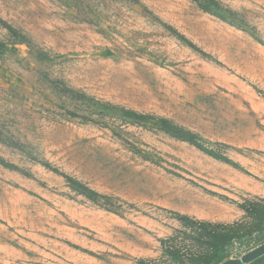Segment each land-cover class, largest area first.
I'll use <instances>...</instances> for the list:
<instances>
[{
	"label": "rangeland",
	"instance_id": "obj_1",
	"mask_svg": "<svg viewBox=\"0 0 264 264\" xmlns=\"http://www.w3.org/2000/svg\"><path fill=\"white\" fill-rule=\"evenodd\" d=\"M209 1L0 0V264L264 253V0Z\"/></svg>",
	"mask_w": 264,
	"mask_h": 264
},
{
	"label": "trees",
	"instance_id": "obj_2",
	"mask_svg": "<svg viewBox=\"0 0 264 264\" xmlns=\"http://www.w3.org/2000/svg\"><path fill=\"white\" fill-rule=\"evenodd\" d=\"M208 3H209L208 5H213V7H216L217 5V4L216 5L213 4L214 3L213 0L209 1ZM243 209L246 211L247 214H249L250 212L249 208L243 207ZM179 219H180L179 220L180 223H182V220H184V222L189 223V227L193 226L196 230L200 231V233L197 234V236L199 237L198 242L204 241L203 238L201 237L202 233L207 232L209 230H211L210 232H214V234L210 235V239L213 241H218L220 238L218 237L217 234H226L230 230H234L236 227L239 226V224H218V223H212V222H201L197 220H192L187 216H179ZM162 246H163V250L165 254L168 255L171 261L179 257L180 250L173 243L170 244L167 241L165 242L163 241ZM208 263H210V260H208ZM140 264H158V263L155 261H150V260L149 261L142 260ZM249 264H264V254L252 260Z\"/></svg>",
	"mask_w": 264,
	"mask_h": 264
},
{
	"label": "water",
	"instance_id": "obj_3",
	"mask_svg": "<svg viewBox=\"0 0 264 264\" xmlns=\"http://www.w3.org/2000/svg\"><path fill=\"white\" fill-rule=\"evenodd\" d=\"M263 254H264V253H263ZM261 255H262V254H261ZM261 255H258V256H256V257H254L253 260L256 259L257 257L261 256Z\"/></svg>",
	"mask_w": 264,
	"mask_h": 264
}]
</instances>
